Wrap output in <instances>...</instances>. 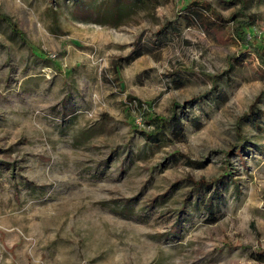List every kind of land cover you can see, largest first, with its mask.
Wrapping results in <instances>:
<instances>
[{
    "label": "rangeland",
    "instance_id": "rangeland-1",
    "mask_svg": "<svg viewBox=\"0 0 264 264\" xmlns=\"http://www.w3.org/2000/svg\"><path fill=\"white\" fill-rule=\"evenodd\" d=\"M191 1L0 0V264H264V0Z\"/></svg>",
    "mask_w": 264,
    "mask_h": 264
},
{
    "label": "trees",
    "instance_id": "trees-1",
    "mask_svg": "<svg viewBox=\"0 0 264 264\" xmlns=\"http://www.w3.org/2000/svg\"><path fill=\"white\" fill-rule=\"evenodd\" d=\"M228 2H233V3H241V0H224ZM184 2V0H182ZM187 2V1H186ZM191 4L195 6V8H192L191 12L189 15H187L188 19L193 22H199L200 24L204 23H210L209 18H211L213 15L216 17L217 20H220L221 22H227L228 19H222L216 11H214L209 4H202L199 3L198 1L194 0L193 2L191 1ZM245 4H243L244 6ZM2 21L7 22L13 31H16V26L14 24L9 23V21L6 18H1ZM252 23V18L249 16L245 19V21L237 22L236 23V28L234 29V34L235 37L239 42H241L244 46H246V49H250V52L254 54V56L258 59L259 64L261 67L264 68V43L262 44H252L249 43L247 40V35L248 31L246 29L249 28V25ZM140 55L139 52H134V57H138ZM131 58L128 57L124 61L126 63L130 62ZM230 70H233V64L231 63L229 66ZM258 115L250 111L248 114V119H252L257 121ZM148 123L155 125L156 129L155 131L150 134L146 132H140L141 135L144 137L146 141H148L151 144H159L163 139H165V136L167 135V131L170 130V134L173 137H177V139L181 140L183 138V124L180 122L179 118L176 116H172L170 119H164V118H154V117H149L148 118ZM190 165L193 164V162H187ZM209 184H206L204 182H200L196 184V193L197 199L194 201L193 204V209L197 210L199 207V204L201 203V206L204 207L206 211V215L212 217L215 212H214V207L217 206V201L218 199L214 197V193L209 195L207 199L204 198V196L200 197L199 195H202L203 192L209 190ZM179 220L176 223V227L170 234H168L170 237H176V233L179 232ZM210 222H214V220H209ZM253 226V224H252ZM263 254H258L260 261L264 263V252Z\"/></svg>",
    "mask_w": 264,
    "mask_h": 264
}]
</instances>
